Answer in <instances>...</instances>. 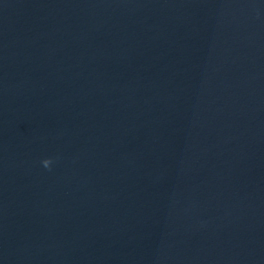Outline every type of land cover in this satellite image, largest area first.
<instances>
[{"label":"water","instance_id":"water-1","mask_svg":"<svg viewBox=\"0 0 264 264\" xmlns=\"http://www.w3.org/2000/svg\"><path fill=\"white\" fill-rule=\"evenodd\" d=\"M0 264H264V0H0Z\"/></svg>","mask_w":264,"mask_h":264},{"label":"clouds","instance_id":"clouds-1","mask_svg":"<svg viewBox=\"0 0 264 264\" xmlns=\"http://www.w3.org/2000/svg\"><path fill=\"white\" fill-rule=\"evenodd\" d=\"M51 164H52L51 159H45V160H43V166L45 168H49L51 166Z\"/></svg>","mask_w":264,"mask_h":264}]
</instances>
